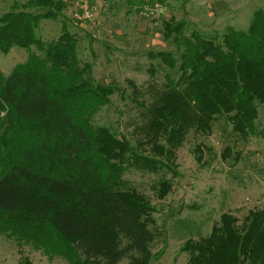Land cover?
Segmentation results:
<instances>
[{"label": "trees", "instance_id": "1", "mask_svg": "<svg viewBox=\"0 0 264 264\" xmlns=\"http://www.w3.org/2000/svg\"><path fill=\"white\" fill-rule=\"evenodd\" d=\"M66 3L15 2L0 16V50L29 52L26 62L0 74V233L61 253L69 264H150L153 247L167 238L151 199L126 173L156 175L164 198L190 131L209 136L226 115L236 134L256 132L264 104V6L247 29L214 38L185 34L183 22L164 23L163 37L177 49L156 57L177 78L167 73L162 86L150 84L154 91L138 107L143 136L133 144L97 122L121 89L95 80L76 34L37 36ZM182 249L187 264H264V209L250 210L241 224L225 215L209 234L186 238Z\"/></svg>", "mask_w": 264, "mask_h": 264}, {"label": "rangeland", "instance_id": "2", "mask_svg": "<svg viewBox=\"0 0 264 264\" xmlns=\"http://www.w3.org/2000/svg\"><path fill=\"white\" fill-rule=\"evenodd\" d=\"M26 1L0 0V16L15 2ZM84 5L92 16L79 20L75 14ZM262 6L264 0H168L164 6L149 0H67L64 13L43 20L36 33L44 40L57 38L64 29L76 34L79 55L91 62L95 80L121 89L96 116L97 122L110 126L122 141L136 144L143 136L139 102L154 91L150 84L158 88L167 73L177 76L156 57L158 51L177 49L175 42L164 39V23L183 22L185 34L197 31L214 38L229 28L247 29L254 10ZM28 56V49L20 46L0 50V74H8ZM263 130L264 104L259 106L256 132L249 137L236 134L226 115L218 117L209 136L190 131L175 159L179 174L167 175L173 185L164 198L157 195L156 175L128 170L126 178L151 199L157 227L167 238L153 247L150 264H187L182 249L186 238L209 234L225 215L241 224L250 210L264 209ZM69 262L61 253L0 233V264Z\"/></svg>", "mask_w": 264, "mask_h": 264}, {"label": "built area", "instance_id": "3", "mask_svg": "<svg viewBox=\"0 0 264 264\" xmlns=\"http://www.w3.org/2000/svg\"><path fill=\"white\" fill-rule=\"evenodd\" d=\"M84 7V10L82 13H76V17L79 19V20H83V19H88V18H91V13L88 9V7L86 5L83 6Z\"/></svg>", "mask_w": 264, "mask_h": 264}]
</instances>
